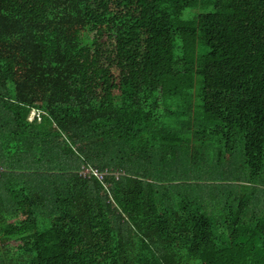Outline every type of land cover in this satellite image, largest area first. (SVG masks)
I'll return each instance as SVG.
<instances>
[{
	"label": "trees",
	"instance_id": "16d2710c",
	"mask_svg": "<svg viewBox=\"0 0 264 264\" xmlns=\"http://www.w3.org/2000/svg\"><path fill=\"white\" fill-rule=\"evenodd\" d=\"M0 165V264H264V0H0Z\"/></svg>",
	"mask_w": 264,
	"mask_h": 264
},
{
	"label": "rangeland",
	"instance_id": "374dc122",
	"mask_svg": "<svg viewBox=\"0 0 264 264\" xmlns=\"http://www.w3.org/2000/svg\"><path fill=\"white\" fill-rule=\"evenodd\" d=\"M200 11H203V9L199 5L193 6V7H188V8L183 10L182 16L185 18H189V17L194 16L196 13H198ZM189 134H190L191 138L189 139L188 149L190 150L191 153L194 152V154L198 155V157L195 159V161L197 160V164H195L194 161H192L190 163V165L195 167V168H198V169H196V171L194 172L193 177L189 178L188 180H190L191 184H195L196 182L208 184L209 181L213 179L210 177V176H212L211 175L212 174V168L211 167H213V165H214L213 159L216 158L215 155L217 152L216 150L218 149V144L215 142H211L212 139H210L209 141L204 140L206 138L202 139V137L200 135L198 136L197 134H194V131H190ZM201 139H202V141H201ZM232 155H233V157H231V160H230L231 162H227V160H226V157L228 155H225L221 158L220 165H219L220 170L229 171V172L223 171V173L227 177H240V178H242L247 173V168L244 164L243 156L241 155L240 151H238V150L236 153L235 152L232 153ZM204 164L208 168H205ZM192 171H194V170H192ZM199 174H200V177L198 178L197 175H199ZM205 174H207L208 179H204ZM191 186L192 185H190V187ZM2 187H3V185L0 182V191L2 190ZM193 187H196V185H194ZM207 209H208V211L211 210V208H209V207ZM11 242L13 244L15 243L14 241H11Z\"/></svg>",
	"mask_w": 264,
	"mask_h": 264
},
{
	"label": "built area",
	"instance_id": "2783aa9c",
	"mask_svg": "<svg viewBox=\"0 0 264 264\" xmlns=\"http://www.w3.org/2000/svg\"><path fill=\"white\" fill-rule=\"evenodd\" d=\"M33 117H36V119L40 118L39 110L31 109V111H30V113L28 115V118L32 119ZM3 170H4V168L0 165V174H1V172ZM79 174L82 175V176H88V177L94 176L100 182H102L103 185L106 187L108 185V183H106L104 181L105 176L109 175V174H113V175H115L117 177L118 174H119V171L117 172V171H113V170H110V169H107V168H105L103 170H100L98 167L91 166L90 164H88V165H81L80 170H79Z\"/></svg>",
	"mask_w": 264,
	"mask_h": 264
}]
</instances>
